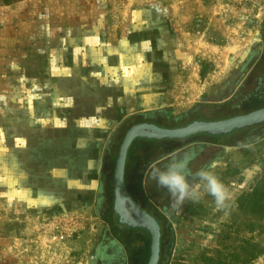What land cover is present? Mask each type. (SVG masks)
Here are the masks:
<instances>
[{"label": "crops", "instance_id": "0c3cea01", "mask_svg": "<svg viewBox=\"0 0 264 264\" xmlns=\"http://www.w3.org/2000/svg\"><path fill=\"white\" fill-rule=\"evenodd\" d=\"M126 2L17 0L2 2L0 7V207L32 213V220L48 211L74 216L80 232L91 229L86 244L99 233L93 210L103 198L113 135L124 120L143 115L146 119L138 122L177 128L199 117L220 120L239 115H200L197 106L211 111L222 105L238 109V102L247 103L251 93L264 99V36L260 31L255 29L243 38V44L233 43L225 50L226 65L234 57L235 63L244 60L247 64L241 66L244 73L238 82L226 80V94L232 84L233 91L223 102H202L198 71L182 84L187 67L197 70L198 64L194 66L192 55L176 35L171 38L166 29L155 31L150 22L165 25L167 16L153 12L147 23L140 13H125ZM91 8L93 14L87 11ZM249 82L254 83L252 89L240 94L238 89ZM214 89L209 93L213 97ZM236 95L238 100L231 101L232 105L226 102ZM156 114L165 119L154 118ZM248 128L183 138H133L127 149L124 182L138 204L157 219L163 235L164 229L174 227L184 204L172 207L168 191L152 179L153 169H163L187 154L192 157L191 173L210 168L219 176L226 169V148L232 146L226 136L238 137ZM162 218L169 226L162 225ZM143 231L131 232L132 246H139V253L150 244L149 232ZM116 236V232L111 234L106 242L95 239L102 254L98 256L96 249L90 264H120L117 248L125 249L127 259L128 245ZM140 236L144 239L138 241Z\"/></svg>", "mask_w": 264, "mask_h": 264}, {"label": "rangeland", "instance_id": "374dc122", "mask_svg": "<svg viewBox=\"0 0 264 264\" xmlns=\"http://www.w3.org/2000/svg\"><path fill=\"white\" fill-rule=\"evenodd\" d=\"M127 2L123 11L140 13L146 21L149 17L153 18L151 14L153 12L167 16L165 25H162V22L159 25L158 20L150 19L147 23L150 21L156 27L155 31L166 29L171 38L176 35L187 52L192 55L194 66L198 64L197 70L187 67L182 84L185 86L189 79H193L192 74L198 71V85L203 90L199 94V100L202 102H223L222 100L235 87L232 84L226 94V80L238 82L244 73L241 66L247 65L246 61L237 64L234 57L226 65L225 50L230 48V45H235L233 43L243 44V38L255 29L264 36V0H127ZM2 6L0 0V7ZM90 6H93V3L89 4L88 8ZM87 11L94 13L92 8ZM158 17L157 14L156 18ZM89 28L88 22L84 29ZM107 40L111 44L112 40L110 38ZM253 46L256 47L255 44ZM245 70L247 71V68ZM245 84L238 89L240 94L254 86V83L247 84L246 87ZM213 86L214 97L209 94ZM253 94H249L251 99L249 98L247 103L238 102L236 105L238 109L234 107L229 109L222 105L219 108L215 106L214 111H211L206 106L202 108L197 106V111L200 115L208 114L214 117L245 113L264 105V99ZM238 97L239 95H236L234 99L226 102L232 105L230 102L238 100ZM145 117L135 115L127 118L119 126L118 132L114 133L108 160L110 174L102 190L103 198L93 210L94 222H97L100 228L95 239L103 238L106 242L111 234L115 235L116 232V237L128 245L127 259L124 255L125 249L123 251L117 248L116 256L120 257V264H126L127 261L129 264H145L149 254V247L139 253V246L137 249L136 245L135 248L132 246L134 237L132 230L144 232V229L131 228L119 223L117 215L112 210L111 194V177L123 134L130 125L146 119ZM154 118L165 119L159 114ZM210 119L217 118H198ZM235 131L237 130L232 132ZM226 142L232 146L226 148V169L218 177L233 194L227 209L218 210L213 197L207 194L199 202L185 201L180 213L175 216L174 227L164 229L159 264H221L222 261H226V253L242 254L243 248H248L246 240L257 243L262 249V252L248 264H264V215L252 213L250 210L240 211L237 203L239 197L249 192L258 180L264 181V124L248 128L239 133L238 137L226 136ZM229 159L230 161H227ZM259 187L264 188V182H261ZM32 215L14 206L0 207V264H90L96 249L98 256L102 254V249L95 247L94 238L86 244V240L89 239L87 236H92L91 229L80 232L75 225L76 217L62 214L58 216L48 211L41 214L39 219L32 220ZM62 218L73 221L52 223ZM162 219V225L169 226L166 220ZM117 225L123 226L125 230H120ZM140 237L137 238L138 241L144 239L143 236ZM123 246L125 248V245ZM96 264L101 263L98 261Z\"/></svg>", "mask_w": 264, "mask_h": 264}, {"label": "water", "instance_id": "95a60500", "mask_svg": "<svg viewBox=\"0 0 264 264\" xmlns=\"http://www.w3.org/2000/svg\"><path fill=\"white\" fill-rule=\"evenodd\" d=\"M262 122H264V107L220 120H194L177 128H165L153 122L144 121L135 123L126 130L120 142L112 172V210L117 215L119 223L146 229L149 232V254L145 264H158L159 262L161 228L157 219L138 204L124 182L127 149L133 138H183L198 133L227 134L233 130L252 127Z\"/></svg>", "mask_w": 264, "mask_h": 264}, {"label": "clouds", "instance_id": "9594fccd", "mask_svg": "<svg viewBox=\"0 0 264 264\" xmlns=\"http://www.w3.org/2000/svg\"><path fill=\"white\" fill-rule=\"evenodd\" d=\"M191 159L186 154L174 158L163 169L154 168L151 177L156 181L157 187L168 191L173 208L181 207L185 201L199 202L207 194L213 197L218 210L227 209L233 196L228 186L210 168H201L196 173H191Z\"/></svg>", "mask_w": 264, "mask_h": 264}, {"label": "trees", "instance_id": "16d2710c", "mask_svg": "<svg viewBox=\"0 0 264 264\" xmlns=\"http://www.w3.org/2000/svg\"><path fill=\"white\" fill-rule=\"evenodd\" d=\"M15 1L17 0H2L4 4H10ZM261 182L264 181H262L261 179L258 180L249 192H246L239 197L237 203H238V209L240 211L250 210L252 213L264 215V188L259 187V184ZM245 244L248 245V248L247 247L243 248L242 254H240V252L226 253V261H222L221 264H230V263L248 264L251 260H253L258 254L262 252V249L258 246L257 243L246 240ZM162 247H163V231L161 229V250H160L159 261L161 260Z\"/></svg>", "mask_w": 264, "mask_h": 264}, {"label": "built area", "instance_id": "2783aa9c", "mask_svg": "<svg viewBox=\"0 0 264 264\" xmlns=\"http://www.w3.org/2000/svg\"><path fill=\"white\" fill-rule=\"evenodd\" d=\"M65 220H66V222H71V223H72V221H73V220H70V219L67 220V218H62V219H60V220L53 221L52 223L61 222V221L63 222V221H65ZM71 223H70V224H71Z\"/></svg>", "mask_w": 264, "mask_h": 264}, {"label": "flooded vegetation", "instance_id": "af4514ba", "mask_svg": "<svg viewBox=\"0 0 264 264\" xmlns=\"http://www.w3.org/2000/svg\"><path fill=\"white\" fill-rule=\"evenodd\" d=\"M159 223V222H158Z\"/></svg>", "mask_w": 264, "mask_h": 264}]
</instances>
